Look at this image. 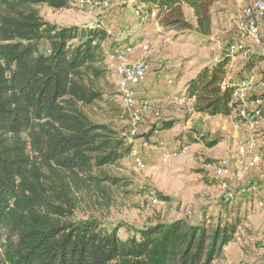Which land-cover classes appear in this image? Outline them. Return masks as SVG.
Returning <instances> with one entry per match:
<instances>
[{"label": "trees", "instance_id": "trees-1", "mask_svg": "<svg viewBox=\"0 0 264 264\" xmlns=\"http://www.w3.org/2000/svg\"><path fill=\"white\" fill-rule=\"evenodd\" d=\"M218 1L133 0L132 7L140 18L155 11L165 31H193L209 39ZM72 2L0 0V264L224 260L223 248L247 223L248 211L239 200H226L215 217L203 213L196 222L158 219L139 228L105 223L116 203L115 187L121 185L108 167L130 154L132 142L110 121L94 119L88 108L102 101L110 118H128L114 100L115 85L105 62L107 46L110 51L127 40H117L101 24L58 25L41 15L43 5L68 9ZM187 9L194 22L187 18ZM232 42L186 83L184 96L193 100L196 113L235 114L245 121L233 93L264 61V54L247 53L242 67L233 72L228 50ZM173 125L172 120L162 121L148 136ZM187 136L208 147L219 142L196 131ZM204 181L217 183L206 177ZM156 195L165 199L160 192ZM259 264H264V251Z\"/></svg>", "mask_w": 264, "mask_h": 264}, {"label": "rangeland", "instance_id": "rangeland-1", "mask_svg": "<svg viewBox=\"0 0 264 264\" xmlns=\"http://www.w3.org/2000/svg\"><path fill=\"white\" fill-rule=\"evenodd\" d=\"M79 1L73 0L72 7L68 9L55 10L43 5L40 12L46 20L58 25L101 24L117 40H127L126 44L136 45L135 51L128 53V60L144 59L150 64L147 78L139 90L141 94L151 91V95L145 97L149 100L150 112L136 134H130L128 118L108 116L106 102L100 101L88 108L94 119L110 121L117 131L125 134L132 147L140 150L145 162L144 168H136L129 154L108 167L109 173L121 179V185L115 187L116 203L107 212L105 223L108 226L125 223L139 228L158 219L186 218L196 222L203 213L215 217L226 204L225 192L229 191L231 199L239 200L241 208L248 211L247 223L239 227L233 241L223 248L225 259L214 264H259L264 251V123L250 124L246 120H237L235 115L204 117L191 114L188 111L189 101L183 96L190 76L210 64L228 41H235L238 15L249 0H220L218 4H225V7L217 4L212 9L210 39L202 38L193 31H165L160 26L157 30L159 24L156 19L140 18L134 13L133 0H82L81 6ZM186 16L194 22L191 10H186ZM257 26L260 42L253 43L249 39L243 49L248 53L256 51L264 54V18L258 20ZM144 40L150 42L148 52L140 49ZM108 49L107 46V52ZM245 58L246 55L239 54L232 70L239 69ZM260 66H264V61ZM162 70L167 71L163 77L160 75ZM108 79L115 85L114 100L124 114L117 96L116 74L110 69ZM263 95L264 87L258 86L249 96L254 99ZM168 120L174 121V125L168 130L169 135H165V141L187 144L186 151L170 168L161 164L159 154L146 157L144 152L145 144H152L148 133L154 126ZM195 131L208 139L218 138L219 142L208 147L202 140L193 141L187 134ZM240 146H245L242 159L249 165L247 169L237 163ZM208 159L225 163L228 176L216 179L205 170L203 164ZM204 177L217 183L209 185ZM223 180L228 184L227 189L220 187ZM156 192L163 194L165 199H160L159 204H152L149 198L157 197ZM241 197L244 202L239 199ZM120 235H125L123 229Z\"/></svg>", "mask_w": 264, "mask_h": 264}, {"label": "built area", "instance_id": "built-area-1", "mask_svg": "<svg viewBox=\"0 0 264 264\" xmlns=\"http://www.w3.org/2000/svg\"><path fill=\"white\" fill-rule=\"evenodd\" d=\"M80 6L82 0L79 1ZM102 3L107 4L106 1ZM137 14V11H135ZM147 17L156 18V12L152 11ZM264 18V0H251L244 5L237 19V34L236 39L229 47L231 60H234L238 53L246 55L247 50H244L245 42L249 39L253 43H259L257 22ZM136 45L131 43L120 45L119 47L107 52L106 65L108 69L116 74L117 96L124 113L128 116L130 122V134H136L139 126L146 122L147 114L150 112V103L145 97H141L138 93V87L144 83L147 74L150 70V64L144 59L130 61L127 55L135 51ZM140 49L143 52H148L150 49L149 40H144L140 44ZM258 86V79L255 73L248 74L236 87L233 93L235 100L240 101V115L250 124L264 123V98H250V93ZM193 111V109H190ZM157 114V113H156ZM156 149L159 154V160L165 167L170 168L172 163L179 159L186 151L187 146H181L175 141L157 140ZM245 146L239 147L237 163L247 169L248 164L244 163L242 154H244ZM136 168H144L145 162L140 150L135 146L130 152ZM257 159V156L254 157ZM205 170L210 172L216 179H222L228 176V169L223 162H205L203 164ZM220 187L228 188L225 180L220 182ZM225 200H230L232 194L229 191L225 192ZM152 204H159L161 200L155 196L149 198ZM225 248V247H224Z\"/></svg>", "mask_w": 264, "mask_h": 264}, {"label": "crops", "instance_id": "crops-1", "mask_svg": "<svg viewBox=\"0 0 264 264\" xmlns=\"http://www.w3.org/2000/svg\"><path fill=\"white\" fill-rule=\"evenodd\" d=\"M251 0H249V2H250ZM226 2H229V0H227ZM248 2V3H249ZM219 3V1L215 4V5H217ZM218 5H220L219 7H225V4H218ZM213 9V8H212ZM219 14H227L226 12H220ZM159 29V25H157V30ZM212 37V34L210 35V37H209V39ZM224 47V46H223ZM221 50H222V48H221ZM221 50H220V52H221ZM220 52L212 59V61L213 60H216V58L220 55ZM253 52H256V51H253ZM239 58V55H237V57L234 59V60H231L230 61V65H229V67H230V69H231V71H233L232 70V67H233V64L237 61V59ZM244 64V61L242 62V65ZM260 64V63H259ZM259 64H258V66L256 67V69L255 70H252V72L251 73H255L256 74V76H257V79H258V86H261V87H264V71H262L261 69H263L264 68V66H260V68H259ZM242 65H241V67H242ZM240 69V68H239ZM239 69H237V70H239ZM197 72V71H196ZM234 72V71H233ZM165 73H167V71H165V70H162L161 71V73H160V75L163 77V75H166ZM170 73V72H169ZM196 73H194V75H195ZM249 74V73H248ZM194 75H192V76H190V78H189V80L194 76ZM168 77V76H167ZM258 86L256 87V89L258 88ZM140 88H141V85L138 87V93H139V95L141 96V95H143V97H148V95H151V91L149 90V91H147L146 93L145 92H142L143 94H141V91H139L140 90ZM255 89V90H256ZM254 90V91H255ZM145 93V94H144ZM184 94H185V87H184V92H183ZM184 96V95H183ZM184 98H185V96H184ZM188 101H189V109H188V111L191 113V114H198V115H203L204 117H231V116H233V115H235V114H233V115H231V116H222V115H216V116H209V115H206V114H201V113H196V112H194V111H190V109H192V103H193V100L192 99H187ZM168 130H170V129H167V130H156L150 137H149V139L151 140V142H152V144H149V145H147V143L145 144V148H144V152H145V156L146 157H149V156H157L158 155V151H157V149H156V142H157V140H159V139H162V140H165V135H169V132H168ZM156 134V135H155ZM169 141V140H168ZM157 153V154H156ZM144 156V157H145Z\"/></svg>", "mask_w": 264, "mask_h": 264}]
</instances>
